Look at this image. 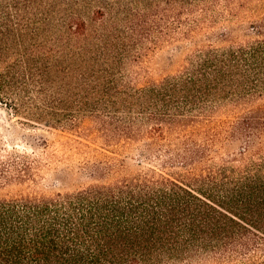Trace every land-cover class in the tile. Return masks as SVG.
Segmentation results:
<instances>
[{
  "label": "trees",
  "instance_id": "obj_1",
  "mask_svg": "<svg viewBox=\"0 0 264 264\" xmlns=\"http://www.w3.org/2000/svg\"><path fill=\"white\" fill-rule=\"evenodd\" d=\"M0 102L83 157L0 146V264H264V0H0Z\"/></svg>",
  "mask_w": 264,
  "mask_h": 264
},
{
  "label": "rangeland",
  "instance_id": "obj_2",
  "mask_svg": "<svg viewBox=\"0 0 264 264\" xmlns=\"http://www.w3.org/2000/svg\"><path fill=\"white\" fill-rule=\"evenodd\" d=\"M24 121L25 119L14 114L9 106L0 102V146L9 149L16 147L20 151L33 153V144L38 143L39 149L35 153L47 164L45 170L49 176L50 173L69 166V160H82V155L69 151V136H76L48 124L32 126ZM44 138L50 143L48 150L42 140Z\"/></svg>",
  "mask_w": 264,
  "mask_h": 264
}]
</instances>
